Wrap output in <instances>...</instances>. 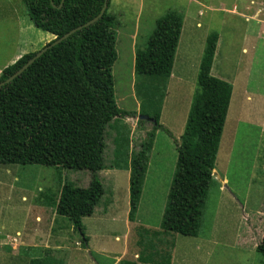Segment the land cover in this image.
Wrapping results in <instances>:
<instances>
[{
  "label": "rangeland",
  "instance_id": "rangeland-1",
  "mask_svg": "<svg viewBox=\"0 0 264 264\" xmlns=\"http://www.w3.org/2000/svg\"><path fill=\"white\" fill-rule=\"evenodd\" d=\"M196 1L204 5V10L199 17L201 29L194 27L196 36L192 31L189 35L190 48L194 50L191 56L201 53L204 36L216 31L234 46V60L247 62V68L258 67L264 75V0ZM3 2L17 5L11 9L9 5L1 7L0 4V68L4 67L5 54L22 40L24 30L18 33L14 12L18 9L22 12L20 16L29 21L24 17L20 0ZM186 6V0H115L112 6L110 3L108 12L116 18V31L129 34L127 38L132 46L135 43L143 49L155 20L168 10L182 12ZM211 7L214 10L208 13ZM198 10L195 7L190 12L197 14ZM33 30L23 35L35 49H40L50 35ZM118 33L117 60L112 68L115 101L120 110L138 115L139 102L135 97L138 80L134 76L131 50L123 38L119 39ZM242 49L246 52L242 53ZM195 78L196 72H193L186 81L172 82L165 96L160 123L173 136L181 135V121L185 115L183 103L188 101V107L197 90ZM248 98L255 101V95ZM260 99L264 103V95ZM234 114L240 116L238 112H232ZM137 122L136 117H127L107 129V166L114 148L123 149L129 157L144 140L151 127L145 124L138 129ZM245 124L238 123L235 137L229 144L227 139L232 126L227 128L226 139L221 138L213 170L214 186L196 239L159 229L176 159L175 146L172 141L168 143L163 132L156 138L157 146L150 157L140 208L133 223L127 220L128 173L107 169L99 174L106 196L93 217L82 221L88 238L87 249L82 247L80 236L67 220L55 217L53 221L47 216L52 211L41 208L39 198V194L56 196L61 181L86 187L90 180L87 172L0 165V168H10L7 173L0 172V264H28V248L57 250L55 256L64 264H264L254 252L264 234V130L261 132L260 128Z\"/></svg>",
  "mask_w": 264,
  "mask_h": 264
},
{
  "label": "trees",
  "instance_id": "trees-1",
  "mask_svg": "<svg viewBox=\"0 0 264 264\" xmlns=\"http://www.w3.org/2000/svg\"><path fill=\"white\" fill-rule=\"evenodd\" d=\"M61 1L21 0L33 26L54 39L97 17L105 2L64 0L58 9ZM107 10L97 23L48 50L0 88V165L53 167L89 174L86 187L61 181L57 196L39 194L43 206L55 208L56 216L72 225L83 248L88 238L82 219L93 216L106 196L100 172L107 168L129 171V220L135 218L154 134L158 130L168 134L159 124L160 109L183 25L180 12L166 11L155 20L145 48L136 51L137 115L116 105L112 78L117 59L116 23ZM216 39L214 33L206 39L197 90L183 134L175 141V170L160 225L163 231L182 237L199 235L231 97V85L210 76ZM34 55H24L2 70L0 83ZM139 115L148 120L138 121V126L150 124V132L129 157L114 149L107 166V129ZM27 251L28 264H64L49 248ZM255 251L264 260V234Z\"/></svg>",
  "mask_w": 264,
  "mask_h": 264
},
{
  "label": "crops",
  "instance_id": "crops-1",
  "mask_svg": "<svg viewBox=\"0 0 264 264\" xmlns=\"http://www.w3.org/2000/svg\"><path fill=\"white\" fill-rule=\"evenodd\" d=\"M186 1H187V6L183 8L182 12H180L183 15V25H182L181 34H180V37H179V42H178V46H177L175 57H174L172 73L167 78V83H166V87H165V91H164L165 94H164V98L162 100L161 109H160L159 124L164 128L162 123H160L161 115H162V108H163L165 96L168 93L169 86L171 85L172 82H175V83L177 82L178 83V82H181V81H186V80H188V78L192 77L193 72H194V74L196 72L195 83H196V87H197V76H198L199 66H200L201 59H202L203 52H204V48H205V42H206V39L208 38V36L211 35L212 33H214L217 36V39H216V43H215V52H214V55H213V60H212V65H211V70H210V76L212 78L216 79V80H219L221 82H225V83L230 84L231 88H232L231 97H230V101H229V106H228V110H227V115H226V119H225V123H224V127H223V132H222L223 139L224 140L226 139L227 128L232 126L231 127V133L228 135L229 138L227 139V142H228L227 144H229V140L231 138L235 137L238 123H241V124H245L246 123L245 125H247V126H249L251 128H256V129L260 128L261 132H263V130H264V103H263L262 99H260L264 95V83H263L264 82V75H263V71L261 69H259L258 67H254V66H251L250 68H247V64H248L247 62H240V61L238 62V60H234L233 59V54H234V52H233L234 48L233 47L234 46H232L230 44L229 40H226V38L221 37L220 33L216 32V31L210 32L209 34L205 35L204 36V47L202 49V52L201 53H197V55H195V56H191L192 52L194 53V50H192L190 48V41L191 40L189 39V35H190L191 31H192L193 32V36L194 37L196 36L194 34V32H195L194 31V27L196 29H201V24H200V21H199V17L203 16L202 11L204 10V5H202L201 3L197 2L196 0H186ZM20 2H21V0H20ZM110 3H111V6H112V3H115V0H110ZM0 4H2L1 7H3L4 5H6V7H7L9 5V8H11V9H12V7L14 5L15 6L17 5V3H13V2H3L2 3V0L0 1ZM21 4H22V2H21ZM109 6H110V4H109ZM195 7L199 8V10H198L197 14H195L194 12H192L193 13L192 14L190 12V10L195 8ZM23 8H24V6H23ZM24 10H25V8H24ZM213 10L214 9H212V7H211L210 9H208V13H212ZM21 13L22 12H20L18 9H17L16 12H14V14L16 15V25H17L18 33L19 32L21 33L23 30H24V32H26L25 34L30 33V32L32 33L34 31L33 29H36V28L33 26L32 22L30 21L29 17L27 16L26 11H25V16L24 17H28L29 21H27L25 18H23V16L21 17L20 16ZM109 14H111V13H109ZM11 15H12V12H11ZM111 15L114 16L113 14H111ZM21 18L23 19L22 21H21ZM209 22H210V19L208 20V23ZM115 23H116V18H115ZM154 24H155V22H154ZM221 24H224V23L221 21ZM116 26H117V23H116ZM116 26H115V32H116V38H117V33L118 32L116 31ZM21 28H22V30H21ZM38 31H40V30H38ZM149 31H150V29H149ZM149 31L146 33V35L149 33ZM24 32L21 33L22 40L17 41L15 43L14 47L12 48L11 52L8 53V54H5L6 55V59L3 60L4 67L0 68V73L2 72V70L7 68L8 66L14 64L22 56L27 55V54H31V53H36L39 50H41V48H43L45 46V44L47 45V43H49L50 40H52V39L54 40V37L50 36L48 38V40L43 41L40 49H35L36 47H34L33 44L27 42L26 37H25L26 35H23ZM222 33H223V31H222ZM118 35H119V39L123 38V40L125 41L124 43H125L126 47L131 50V60L133 61V70H134L135 53H136L137 50H141V48L136 47L135 43L132 46L131 41L127 38L129 36V34H120V33H118ZM125 38H126V40H125ZM147 40H148V38H147ZM147 40H146V42H147ZM146 42H145V46H146ZM115 47H116V45H115ZM241 52L245 53L246 49H242ZM239 64H240V67H238ZM196 65H197V68L195 69L194 66H196ZM234 65H237V66H234ZM190 70H191L192 73L190 72ZM134 76L136 77L135 70H134ZM194 95L195 94H193L191 96V99L189 101L188 107H187V102L188 101L187 102L185 101L183 103V104H185L183 106V109L185 111V115H183L184 117H183V119L181 121L182 122V128H183L182 132H181V135L183 134V131L185 129V125H186V122H187V117H188V114H189V110H190V107H191V104H192V99H193ZM254 95H255V101L253 102L248 97L254 96ZM114 98H115V96H114ZM138 102H139V100H138ZM116 105H117V103H116ZM186 107H187V109H186ZM232 112L233 113L236 112V114L238 112V115L240 114V116L239 117L235 116V114L232 115ZM128 113H131V112H128ZM137 119H138V117H137ZM234 119H235V123L233 124ZM121 121L122 120H120V122ZM138 121H140V120H138ZM229 121H230V124H229ZM113 125L114 124H112V126ZM112 126H111V129H112ZM137 126H138V122H137ZM142 128H143L142 126L141 127L138 126V129H142ZM150 130H151V128H150ZM150 130L146 131V133L150 132ZM164 130L167 131L165 128H164ZM159 132H163L166 135V137H168L167 138L168 139V143H170V141H172L174 146H175V141H178L180 139V137H181V135L173 136V134L171 133L172 134L171 135L169 131H167L168 134L166 132H164V131H159V130L155 132L154 140H153L151 151H150V154H149L146 174H145L143 185H142V190H141V195H140V199H139V203H138L137 213H136L135 218L133 219V221L129 220V171L128 170H114V169H112L114 171H119V172H124V173L127 172L128 173V191H127L128 212H127V220L130 223H133L135 221L136 216H137L138 211H139V208H140L141 198H142V194H143V189H144L145 182H146V179H147V176H148L150 157H151L152 152L154 151V149L157 146L156 138H157ZM229 132H230V129H229ZM146 133H145V136H146ZM262 134H264V132ZM222 136H221V138H222ZM260 138H262V137H260ZM141 141H143V140H141ZM140 142H139V144H140ZM220 142L222 143L221 140H220ZM259 142H258V145H260ZM221 143H219V146H220ZM228 146H227V150H228ZM106 148H107V145H106ZM114 149H120V150L123 151V149H121L119 147L114 148ZM105 151H106V149H105ZM218 151H219V147H218ZM218 151H217V155H218ZM229 151H230V149H229ZM229 151H228V153H229ZM175 154H176V149H175ZM217 155H216V159H217ZM175 158H176V156H175ZM215 163H216V160H215ZM175 164H176V159H175ZM214 168H215V166H214ZM3 169L4 168H0V172L7 173L10 168H5L4 170ZM107 169H110V168H107ZM174 170H175V167H174ZM174 170L172 172L173 174H174ZM173 174H172V177H173ZM171 181H172V179H171ZM213 186L214 185L212 184L211 188H213ZM211 188H210V190H211ZM168 191H169V189H168ZM209 193H210V191H209ZM167 195H168V193H167ZM166 201H167V197H166ZM207 201H208V199H207ZM107 204H108V202L106 203V205ZM165 205H166V202H165ZM165 205H164V209H165ZM41 208H43L44 210H48V211L51 210L52 211V212H49L47 214V216L52 218L53 221H55V217L56 218H61V217H57L56 216L55 208L46 207V206H43V204H42ZM164 209H163V212H164ZM162 216H163V213H162ZM162 216H161L160 222H159V229L161 231H163L161 229V227H160ZM91 217H93V216H91ZM91 217H88V218H91ZM40 218L42 219L43 217H40ZM61 219H64V218H61ZM84 219H86V218H84ZM82 221H83V219H82ZM202 225H203V221H202ZM201 229H202V226H201ZM121 231H122V238H123V230L121 229ZM163 232H165V231H163ZM169 234H171V233H169ZM177 236H179V235H177ZM180 237H182V236H180ZM198 237H199V235H198ZM198 237H196V238H198ZM117 238H119V237H117ZM184 238H189V237H184ZM196 238H194V239H196ZM87 244H88V242H87ZM87 244H86V248H84V249H87V247H88ZM49 249H51V248H49ZM51 250H53L54 253H56L55 251H57V250H54V249H51ZM254 252L256 253L255 249H254Z\"/></svg>",
  "mask_w": 264,
  "mask_h": 264
},
{
  "label": "water",
  "instance_id": "water-1",
  "mask_svg": "<svg viewBox=\"0 0 264 264\" xmlns=\"http://www.w3.org/2000/svg\"><path fill=\"white\" fill-rule=\"evenodd\" d=\"M63 2H64V0L61 1V4L58 7V9H60L62 7ZM51 5L53 6L52 2H51ZM107 6H108V1L105 0L103 8L101 9V11H100V13L98 14L97 17H95L91 21L87 22L86 24H83V25L71 30L67 34L63 35L61 38H55L54 41L51 44H48V45L44 46L41 50L36 52L35 55L24 66H22V68H20L16 73H14L8 79H6L5 81L1 82L0 83V88L4 87L5 85L10 84L13 80H15L17 77H19L23 72H25L28 69V67H30L36 60H38L48 50H50L51 48L59 45L60 43H62L66 39H68L70 36H72L75 33L81 31L82 29L97 23L102 18L104 13L106 12ZM138 120L146 121V120H148V118L144 117V116H138ZM225 189L228 190L226 186H225Z\"/></svg>",
  "mask_w": 264,
  "mask_h": 264
}]
</instances>
